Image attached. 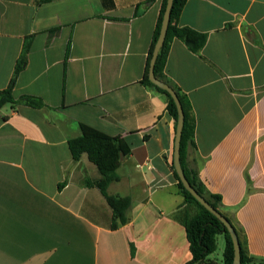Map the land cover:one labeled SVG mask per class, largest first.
Segmentation results:
<instances>
[{"label": "crops", "instance_id": "1", "mask_svg": "<svg viewBox=\"0 0 264 264\" xmlns=\"http://www.w3.org/2000/svg\"><path fill=\"white\" fill-rule=\"evenodd\" d=\"M163 0H0V264H187L194 214L179 191L175 119L142 81ZM178 26L207 35L195 53L171 45L164 74L190 101L195 147L185 167L234 226L250 261H264V0H187ZM19 69L17 75L16 71ZM29 96L42 107L23 103ZM130 148L110 196L69 141L82 126ZM225 238V236H224ZM226 246V240H225ZM225 251V249H224ZM204 264H224L214 253Z\"/></svg>", "mask_w": 264, "mask_h": 264}, {"label": "trees", "instance_id": "2", "mask_svg": "<svg viewBox=\"0 0 264 264\" xmlns=\"http://www.w3.org/2000/svg\"><path fill=\"white\" fill-rule=\"evenodd\" d=\"M187 0H174L171 19L166 35V39L160 48L156 63L154 66V73L156 78L170 85L178 95V98L182 104L185 116L184 127L182 131L180 152H181V164L185 175L192 185V187L204 197L210 205L216 210L222 213L220 209L221 198L217 195H208L206 189L198 177L197 171L189 170L185 167V157L190 147H195L194 133H195V118L192 114V108L190 101L184 95L181 90L172 84L165 76L164 70L167 62V58L170 52L171 45L175 39L183 41L189 48L195 53L205 46L207 42V35L199 33L191 28L178 26L177 20L186 4ZM167 0H163V5L159 20L155 29L153 42L150 48L147 69L145 77L142 83L150 88H154L161 94L165 95L168 104L167 110L170 115L175 119L176 126L178 121L177 106L170 96V94L154 85L149 79L150 63L153 57L155 46L160 37L163 16L166 10ZM18 70L15 75H17ZM14 80L7 90L0 92V109L5 105H16L18 102L14 99L12 93V87ZM23 103L34 106L42 107L41 100L26 96L21 100ZM69 148L74 160H79L83 155H87L89 160L94 163L102 177L97 182L93 183L90 180H86V185L96 184L105 196L109 206L114 212V223L112 228L117 229L120 225H124L128 222L126 215L128 208L131 205V199L129 197L122 198L118 196H110L108 194V187L114 181L119 179L117 169L120 166L121 158L123 155L130 153L129 146L120 137L108 136L92 127L83 125L82 135L73 138L69 141ZM175 176L179 181V191L185 199V203L189 208L193 207L195 213L190 214L182 212L177 215V218L182 222L186 228L187 238L190 244V251L192 259L187 264H204L207 263L208 257L213 254L217 249V236L223 234L226 240V246L224 251V264H233L234 262V246L230 233L227 231L224 224L218 220L210 211L203 207L193 196L189 193L181 183L177 173ZM223 214V213H222ZM225 217L226 215L223 214ZM227 218V217H226ZM228 219V218H227ZM229 220V219H228ZM241 261L242 264H246L250 261L241 249ZM260 264H264L262 261Z\"/></svg>", "mask_w": 264, "mask_h": 264}, {"label": "water", "instance_id": "3", "mask_svg": "<svg viewBox=\"0 0 264 264\" xmlns=\"http://www.w3.org/2000/svg\"><path fill=\"white\" fill-rule=\"evenodd\" d=\"M174 0H167V5H166V10L163 16V22H162V28H161V33L160 37L158 39V42L155 46V50L153 53V57L150 63V72H149V79L150 81L156 85L157 87L167 91L170 96L173 98L177 110H178V121H177V136H176V142H175V155H174V166L176 173L183 184L184 188L192 194V196L203 206L205 207L208 211H210L214 216L220 220L224 226L226 227L227 231L230 233L232 241H233V246H234V262L233 264H242L241 261V245H240V240L238 237V234L234 228V226L230 223V221L218 210H216L212 205L209 204V202L202 197L190 184L188 181L185 172L183 170L182 164H181V152H180V145H181V138H182V131L184 127V122H185V116H184V110L182 107V104L178 98L177 93L175 90L168 85L167 83L159 80L156 78L155 73H154V66L156 63V59L158 57L159 51L161 46L163 45L170 19H171V13H172V8H173Z\"/></svg>", "mask_w": 264, "mask_h": 264}, {"label": "rangeland", "instance_id": "4", "mask_svg": "<svg viewBox=\"0 0 264 264\" xmlns=\"http://www.w3.org/2000/svg\"><path fill=\"white\" fill-rule=\"evenodd\" d=\"M190 209L194 210L193 207H191ZM224 249H225V238L223 234H219L217 236V249L214 252V256H216L217 259H219V261L223 260Z\"/></svg>", "mask_w": 264, "mask_h": 264}]
</instances>
